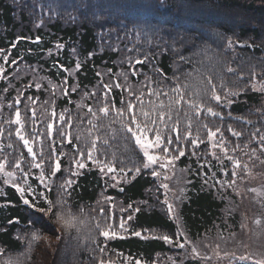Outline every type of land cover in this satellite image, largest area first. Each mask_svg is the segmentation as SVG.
Segmentation results:
<instances>
[{
  "label": "trees",
  "instance_id": "trees-1",
  "mask_svg": "<svg viewBox=\"0 0 264 264\" xmlns=\"http://www.w3.org/2000/svg\"><path fill=\"white\" fill-rule=\"evenodd\" d=\"M18 37L21 38L19 41ZM37 40L39 42H35ZM14 42L16 47L12 48ZM57 44L63 47L57 50ZM0 49L4 50L0 53V64L4 62L3 55L11 50L9 62L4 66H7L6 75L12 79L19 73L14 70V65L10 67L11 59H16L23 68L40 70L46 80L56 84L68 75L56 65L72 70L68 86L79 84L72 96H81L80 104H88L89 107L92 99L84 97L83 93L92 92L102 85L101 77L96 75L98 71L103 74L105 82L109 81L107 77L115 80L116 75L113 74L128 73L133 90L145 76L158 77L161 81L166 76L167 83L172 84L175 74L181 82L189 83L193 90L200 86V81L206 84L210 77L218 88L223 85L224 90L239 93L231 97L234 101L231 105L218 109L222 120L207 118L221 127L229 144V155H234L241 162L242 159L251 162L248 159L250 149L256 147L258 156L264 159V152H260L258 147V137L264 135V93L252 89L253 83L264 79V0H0ZM49 49H52L51 55L48 54ZM144 57H147L144 63L135 65L137 58ZM77 61L82 64L79 72L74 71ZM129 61L141 73L138 77L130 75ZM108 69L112 70L111 74ZM153 69H159L163 76ZM117 82L122 83L123 77ZM40 92L42 90L36 91L35 95ZM121 95V90L113 89L110 98H114L117 106ZM163 99L167 102V98ZM67 100L68 96L57 97L56 104L62 108ZM86 121L84 119L83 131ZM229 126L240 131L242 136L239 139L232 136L228 132ZM193 131L195 133V129ZM253 133L257 136L255 140ZM202 135L204 142L195 149L190 142L182 141V145L187 144L185 156L175 161L173 175L168 181L170 203L178 216L168 214L155 179L147 170L135 174L134 164L140 165L143 157L132 142L125 144L120 140L117 147L110 149L111 153H116L114 159L100 157L112 160L117 168L119 161H125V169H133L127 178L116 172L123 178L121 193L106 189L105 177L90 166L81 170L82 175L73 177L70 171L73 154L56 156L55 159L64 162L57 176L48 178L50 184L55 181L56 187L52 191H47L40 184L39 172L34 168L29 172L27 183L37 195L44 193L55 200L59 185L72 179L75 181L74 191L70 197H65V202L75 210L84 207L94 211L104 192L116 195L124 206H137L139 211L130 220L128 230L130 233L150 231L154 235L99 238L97 245L106 246L102 255L108 258L105 261L109 264H135L137 259L141 264H200L199 259L169 257L174 253L173 245L164 243L159 237L175 236L177 231L186 232L190 245L202 247V250L204 243L222 248L227 245L224 250L227 248L232 253L230 264H252L253 260H264V181L258 186L245 181V192L240 196L236 194L235 185L222 187L215 184L217 180L232 179V161L224 158L219 148H211L206 131ZM97 143L99 149L105 146L99 140ZM237 144L240 148H236ZM245 144L249 147H244ZM53 146L58 154L59 151L74 153L69 143ZM45 151L50 152L51 149ZM158 154L162 156L159 151ZM2 156L10 158L9 161L21 158L22 169L28 167L23 162L24 158L31 162L15 141ZM45 163H49L47 158ZM66 166L68 168L65 169ZM44 170L49 171L48 167ZM258 187L262 193L255 199L259 194L249 189ZM182 190H186L187 198L179 202ZM0 191L5 193L0 195V249L7 254H21L28 249V242L24 239L27 237L31 241L35 234L36 245L30 249L29 257L36 258L41 236L54 237L56 234L50 223L55 215L35 212L24 205L10 184L3 183L2 174ZM35 203L47 207L42 197ZM246 217L249 218L248 231L245 229ZM30 220L35 223L30 224ZM242 255L249 259L244 262L236 259ZM85 260L84 264H88L90 258Z\"/></svg>",
  "mask_w": 264,
  "mask_h": 264
},
{
  "label": "snow or ice",
  "instance_id": "snow-or-ice-1",
  "mask_svg": "<svg viewBox=\"0 0 264 264\" xmlns=\"http://www.w3.org/2000/svg\"><path fill=\"white\" fill-rule=\"evenodd\" d=\"M135 31V29H134ZM21 39L17 38V41ZM35 42H39L38 40ZM151 42V41H149ZM159 42V41H158ZM166 43V41H165ZM231 43V42H229ZM12 48L16 47V43H12ZM56 49L59 50L63 47L62 44H57ZM3 55L4 64H8L9 55ZM75 51V49H73ZM132 51V49H129ZM0 53H4V50L0 49ZM48 54H52V49L48 50ZM147 57L143 59L137 58L135 60V65L144 63ZM184 58L181 57V60ZM17 60L11 59V65H16ZM59 70L66 72L68 75L63 78V85L59 86L63 88V95L69 96V86L68 79L72 75V70L65 68L63 65H56ZM82 68V64L77 61L75 63L74 71L79 72ZM129 68L131 69L130 75L132 77H138L141 73L136 70L135 66L131 61H129ZM154 72L160 73L159 69H153ZM229 72L232 71L231 68L228 69ZM5 72V67L3 64H0V76ZM108 73H112L111 69L107 70ZM98 77H101L100 83L103 85L102 91L97 92L93 90L92 92L85 91L83 93L84 97H89L93 102L98 105V108L88 107L87 114L89 118L87 119V124L89 125L88 136L83 137L81 132L83 131L81 123L84 121L85 117L77 113L75 116L68 109L61 110L59 113L53 110L51 111V121L46 125V139L42 140V137L45 136V133L39 132H27L25 129V123L28 122L27 116L24 117L22 121V114L19 107L15 109L14 119L8 121L7 123L16 125L15 136L19 141L22 142L23 148L27 151L29 157H31V162L24 158L23 162L28 165L27 168L22 169L21 158H16L14 161H9L7 157L0 160V174L3 176V183L9 185L15 190V193L19 195V199L23 202L24 205H27L29 208L35 210V212L44 213L45 215H55L56 219L61 222L62 226L67 229H75L77 232L80 231V226L84 223L79 219L78 216L73 215L71 212L64 211V202L65 197L71 196V191H74L72 188L75 181L68 179L63 181L59 187L56 189L58 192V198L53 200L49 199L44 193H39L37 195L35 189L32 188L30 184L27 183L29 179V172L31 169H41L39 181L40 184L47 191H52L55 185V181L51 184L48 183L49 176L56 177L57 173L61 171V161L55 159L58 150L53 146L59 141L61 145L65 143L72 144L74 149V159L72 161L73 168L77 169L76 171H71L72 176H80L83 173L79 170L85 169L88 167V163L98 164L99 172L103 175L113 174L109 176V179L119 183L117 176L114 174L117 171L124 174V177L127 178L128 173L132 172V168L125 169V161H119V168L114 165L112 160L107 158L101 159V156L106 157V153H102L98 147V140L102 144H108L109 140L102 137H110L111 139H120L125 144L134 142L135 147L139 150V153L142 154L143 160L140 165H135V174H140L142 170H148L151 167V175L154 178H160L162 173L157 171V168L165 170L164 179L167 180L168 176L166 175L167 169L175 166V161L180 157L185 156L187 144L182 145L183 142H190L193 146V149L199 147L201 143L204 142V137L202 135L203 131H206L207 141L209 142L212 149H220V152L223 153L224 158L232 161L233 171L231 173L232 179L230 181L221 182L219 180L215 181V184H221L222 187H232L236 184V181L239 177L238 169H241V160L237 159L234 155H229V144L225 140L221 127L215 125L214 120L207 119L211 118H220L223 119L221 112L218 110L225 105H231L234 101L231 99L232 96H236L239 93L237 91L224 90L223 85L218 88L213 80L209 77L207 78V83L200 81V86L194 90L190 87L189 83L181 82L180 77L173 75V83H167V77H164V80L161 81L158 77L152 78L145 76L144 81H138V87L133 90V86L129 84V74L121 72L116 75L115 80H109L104 82L103 74L101 72H96ZM163 76V73H160ZM190 75V74H189ZM123 77V83L117 82L120 77ZM255 78V77H254ZM26 88L31 87V85H26ZM42 87L41 83L37 82L35 88L40 90ZM53 87H56L55 85ZM79 88V84L71 86V93H76ZM119 89L122 92L119 106L116 105L114 98L110 99L113 89ZM261 90H264V85L261 86ZM8 91L7 88L4 90ZM127 93V95H123ZM55 95V93H53ZM24 96V92L21 91L20 94L15 99V104H21V97ZM167 98V102L165 99ZM25 99L29 104H25V109L29 108V105L36 104V99L32 96H27ZM45 104H55V101H44ZM69 103L72 101L69 99ZM102 105V106H101ZM82 107V105L80 106ZM9 108H12V104H9ZM181 114H183V121L181 120ZM35 117V112L33 111V118ZM102 121H107L103 123ZM34 123V120H33ZM75 128L76 135L72 136V132L68 131L69 129ZM107 128V132H102V129ZM195 129V133L193 131ZM5 129L0 127V135L4 133ZM260 130L257 129V132ZM96 133L95 138L93 133ZM228 132L232 136L239 139L242 136L240 131H236L231 126L228 128ZM9 135H11V130L9 129ZM253 139H257L256 133L252 134ZM73 139L76 143H73ZM83 140V145L80 142ZM34 143L39 144L40 154L38 155L34 151ZM9 148L12 147L11 144L8 145ZM244 147H249L245 144ZM258 147L259 151L264 152V135L258 137ZM51 149L50 152H46V149ZM236 148H240V145L237 144ZM2 150V149H0ZM157 150L162 153L157 154ZM256 147L250 149L253 156L257 152ZM235 151V148L232 149ZM94 153L96 155H94ZM178 153V155H177ZM135 154V153H134ZM11 155V153H9ZM60 156H64L63 151H59ZM195 155V152H193ZM49 161L46 165L45 160ZM217 159L220 157L217 156ZM264 163V160L261 161ZM48 167L49 171L45 172L44 168ZM244 169H247V164L243 165ZM17 170H20V174H17ZM224 175L227 176V172H224ZM190 183V181H188ZM208 183L207 180L204 182ZM161 187L165 190L169 189L167 183H162ZM123 191V189H121ZM249 191H257L255 189H249ZM0 195H5L3 191H0ZM43 198L44 203L47 207H41L35 200L38 198ZM186 190H182L179 202H183L186 199ZM111 196H106L105 200L111 202ZM167 204V209L169 215H177L176 209L172 203L164 201ZM6 206V205H5ZM111 207V204L109 205ZM131 207V205H129ZM139 211V209H137ZM108 212L104 207L99 208V215L93 217L97 221L96 229L98 230L99 236L103 237L105 240H108L112 237H115L117 233L111 230V225L107 223ZM131 219V216L128 217ZM103 220L104 223L101 224L100 221ZM12 223V221H9ZM35 223L30 220V224ZM257 224L260 223L259 220L256 221ZM120 228L124 229L125 224L122 222ZM133 235L140 237L141 232L135 231ZM157 237H153L156 239ZM33 240L37 239V235H33ZM85 241L91 240L93 243H96L95 237L91 234L84 237ZM164 243L174 245L180 249H184L186 255L188 250L186 245L190 244L186 232L177 231L175 238L171 235H162L159 237ZM183 240V242H181ZM100 253L106 252V246L100 247L97 245ZM0 255H3L0 252ZM190 255L192 259H200L203 261L211 260L210 256L201 255L199 250L193 246L191 248ZM227 255V254H226ZM219 257V253H217ZM241 262H244L249 259L247 256L236 257ZM5 264H12V261L5 260ZM98 264H107L104 260H100ZM135 264H141V261L137 259ZM252 264H264V260H253Z\"/></svg>",
  "mask_w": 264,
  "mask_h": 264
},
{
  "label": "rangeland",
  "instance_id": "rangeland-1",
  "mask_svg": "<svg viewBox=\"0 0 264 264\" xmlns=\"http://www.w3.org/2000/svg\"><path fill=\"white\" fill-rule=\"evenodd\" d=\"M84 2V0H82ZM95 11L93 10V14ZM95 17V16H93ZM4 65V62L1 63ZM12 65L10 64V67ZM5 67V72L2 76H0V127H3L5 129L4 133L0 135V160L5 159L2 155L4 153V156L8 150V145L11 144L13 146V141H15L18 146H20V149H22V152L26 155V157L31 161V157L28 156L27 151L23 148V144L21 141L17 139L15 136V128L16 125L7 123L8 121H11L14 119V113L15 109L17 107L21 110V118L22 121L24 120V117L27 116L28 122L25 123V129L27 132H39V133H45V136L42 137V139H46V125L48 122L51 121V111L53 108L57 113H59L61 110L68 109L70 112L75 116L77 113L84 116L85 119L89 118V115L87 114L88 104H80L82 101L81 96H77L76 98L72 96L71 88H69L70 95L68 96L67 103L62 107L59 108L56 104L57 97H64L63 95V88L59 87L63 85V81H61L59 84L52 83L51 81L46 80L45 76L41 74L40 70H37L35 68H23L20 65H14V70L19 73V76L17 78L12 79L11 77L6 75L7 66ZM104 80V79H103ZM107 80H111L109 77H107ZM39 82L41 83L42 87L40 90V94H36V91H39L35 88V84ZM105 82V81H104ZM264 79L261 82H255L252 85V89L259 92H263L264 90H261V86L264 85ZM27 83V84H26ZM123 83V82H122ZM26 85H31V87L26 88ZM56 87H53V86ZM5 88L8 89L7 92H5ZM103 88V85H99L95 91L101 92ZM24 92V96L21 97V104L16 105L15 99L20 94V92ZM55 93V95H53ZM27 96H32L36 99V104L29 105L28 109H25V104H29V102L25 99ZM110 98V97H109ZM69 99L72 101V103H69ZM111 99V98H110ZM55 101V104H45L44 101ZM91 107L98 108L99 106L96 105L93 100ZM9 104H12V108H9ZM82 105V107H80ZM102 106V105H101ZM33 111L35 112V117L33 118ZM34 120V123H33ZM103 123H107V121H102ZM82 129H84V121L81 123ZM89 128V125L86 121L85 130L81 132V135L83 137L88 136L87 129ZM9 129L11 130V135H9ZM68 131L72 132V136L76 135L75 128L69 129ZM102 132H107V128L102 129ZM96 133H93V137L95 138ZM107 138L109 140L108 144H105L102 149H100L101 152L106 153V156L109 159H114L116 153L110 152V149H113V147H117L120 144V139H111L110 137H102ZM13 140V141H12ZM59 143V141H57ZM73 143H76V141L73 139ZM134 144V142H132ZM60 144V143H59ZM68 144V143H65ZM81 145H83V140L80 142ZM71 146V149L73 148L72 144H69ZM135 146V144H134ZM71 149H69L71 151ZM74 150V149H73ZM34 151L37 152V154H40V147L39 144L34 143ZM157 150V154H158ZM261 152V151H260ZM73 154V152H65V155ZM114 155V157H111L110 155ZM94 155H96L94 153ZM57 157H60L59 154H57ZM8 160L10 158H7ZM248 159H251V162H249L247 159H242L241 162V169H238L239 177L236 181L235 187H236V194L237 195H243L245 192V186L244 182L247 181L249 184L253 186H258L260 183L264 181V163H261L263 158L258 156V152H256L255 156L252 155V153L249 154ZM64 162L61 160V163ZM247 164V169L245 170L243 165ZM88 166L90 168H93L97 170L98 174L102 176V174L99 172V165L88 163ZM68 168L67 166L65 169ZM35 169V168H34ZM39 172H41V169H36ZM72 170L76 171L77 169L73 168ZM83 170V169H82ZM151 167L147 170L148 173L151 175ZM174 167H170L166 171V175L168 176V179H164L165 170H161L157 168V171H160L162 173L160 178H154L155 184L159 188L161 192V201L164 203L165 200L167 202L170 201V197L168 194V190H165L161 187L162 183H167L169 179L173 175ZM45 171V170H44ZM69 171V169H68ZM81 171V170H79ZM119 183L116 181H112L109 179V176L113 174H107L103 175L105 177V188L106 189H113L118 190L122 188L123 181L122 177H120L117 173H114ZM75 177V176H73ZM72 177V178H73ZM254 191L255 194H259V198L262 189L260 187L256 188ZM105 193V192H104ZM102 193L98 199L97 205L95 206L94 211L90 212V210H87L86 208H80V209H73L69 204L64 202V211L65 212H71L73 215L78 216L80 220H82L84 223L80 226V231L77 232L75 229H65L61 222L56 219V216L51 220V226L53 229H56V234L53 237V235L50 236H41L40 238V244L39 248L36 249V258L29 257L30 256V249H33V246L36 245V239L28 241L27 237L24 239L28 242V249L25 250L23 253L18 255H12L7 254L4 251L0 249V252L3 253V255H0V264H5V260L12 261V264H84L86 261V257L90 258V261L88 264H98L100 260L108 259L107 257L103 256L102 253L99 252L97 247V241L99 238L104 239L103 237L99 236L98 230L96 229V223L97 221L93 219V217H96L99 215V208L104 207L106 211L108 212L107 223L110 224L111 230L115 231L117 235L113 238H119V237H125L128 234L133 235L128 230L129 222L132 219L133 215L137 211V206H124L122 203H120V200L117 199L116 195H107L105 193ZM159 193V192H158ZM106 196H111L113 199L111 202L105 200ZM144 203V202H143ZM111 204V207L109 205ZM164 207L167 209V204L164 203ZM164 208V209H165ZM168 212V209L166 210ZM169 214V213H168ZM131 216V219H128V217ZM247 221L245 223L246 231L249 230V218L246 217ZM124 222L125 228L121 229L120 224ZM101 224L104 223L103 220L100 221ZM135 232V231H134ZM141 232L140 238L145 237H151L154 234L150 231H139ZM91 234L93 237H95L96 243H93L91 240L85 241L84 237L89 236ZM135 236V235H133ZM137 237V236H135ZM175 238V236H173ZM201 245V244H199ZM204 246L203 250L200 249L202 247H197L199 249V252L201 255H207L211 257V260L203 261L200 260V264H230L231 263V257L232 253H229L228 250H224V247H227V245H224L223 248L220 246H211L207 244H203ZM191 246L190 244L186 245V248L188 250V254L186 255L184 249H180L178 247L174 248L173 255H170L169 257L174 256H180V257H188L192 258L190 255L191 252ZM217 253H219V257L217 256ZM227 254V255H226ZM85 260V261H84ZM107 262V261H105ZM109 264V263H107ZM111 264H118L115 262H112ZM155 264V263H154ZM156 264H159L158 262Z\"/></svg>",
  "mask_w": 264,
  "mask_h": 264
}]
</instances>
